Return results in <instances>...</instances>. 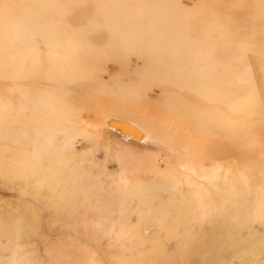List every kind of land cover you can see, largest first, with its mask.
I'll return each instance as SVG.
<instances>
[{
	"label": "rangeland",
	"instance_id": "1",
	"mask_svg": "<svg viewBox=\"0 0 264 264\" xmlns=\"http://www.w3.org/2000/svg\"><path fill=\"white\" fill-rule=\"evenodd\" d=\"M11 7L0 264H264V0Z\"/></svg>",
	"mask_w": 264,
	"mask_h": 264
},
{
	"label": "bare ground",
	"instance_id": "2",
	"mask_svg": "<svg viewBox=\"0 0 264 264\" xmlns=\"http://www.w3.org/2000/svg\"><path fill=\"white\" fill-rule=\"evenodd\" d=\"M14 11H15V9L14 8H8V9H6V11H4L3 12V10L1 11L2 12V16H4L5 18H6V21H4V22H2L1 21V19H0V31L1 32H5V31H9L11 28H13V13H14ZM135 35L136 36H134L135 38H140V36H141V33L139 32V33H135ZM9 39H10V37L8 36V35H6V36H0V42H4V41H6V42H8L9 41ZM149 39V41H153L154 39L150 36V38H148ZM151 43V42H150ZM149 45H155V44H147V46H146V48L148 49L149 47ZM22 55H20L19 56V58L21 57ZM127 120V119H126ZM120 121V120H119ZM131 121V120H130ZM133 121V120H132ZM128 128V127H127ZM121 129H122V131H124L123 129H124V127L122 128L121 127ZM135 129V128H134ZM125 131L127 132V134H129V135H135V131H136V129H135V131L133 130V128H128V129H125ZM124 131V132H125ZM137 132V131H136Z\"/></svg>",
	"mask_w": 264,
	"mask_h": 264
}]
</instances>
